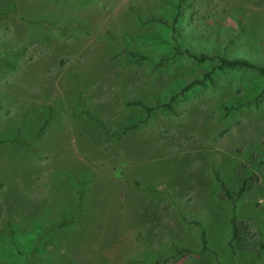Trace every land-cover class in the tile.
I'll list each match as a JSON object with an SVG mask.
<instances>
[{
  "label": "rangeland",
  "instance_id": "rangeland-1",
  "mask_svg": "<svg viewBox=\"0 0 264 264\" xmlns=\"http://www.w3.org/2000/svg\"><path fill=\"white\" fill-rule=\"evenodd\" d=\"M174 12L196 53L217 37L235 58L264 50V0H0V264H264V249L232 254L215 179L255 178L236 216L264 238V163L249 162L264 158V75L215 68L171 112L126 104L215 65L130 61L171 51L127 37ZM173 246L189 252L161 261Z\"/></svg>",
  "mask_w": 264,
  "mask_h": 264
},
{
  "label": "trees",
  "instance_id": "trees-1",
  "mask_svg": "<svg viewBox=\"0 0 264 264\" xmlns=\"http://www.w3.org/2000/svg\"><path fill=\"white\" fill-rule=\"evenodd\" d=\"M178 13H175L170 18H168L167 16L157 18L155 15L139 18V24H147L152 22L158 23L160 25L161 32L153 33L148 37L135 35L134 37L128 36L127 38L135 42L142 41L146 43V41H150L152 42V44L156 45L165 44L170 48L171 51L168 53H163L162 55L160 54L158 57H149L143 52L129 51L128 55L130 61L146 60L152 64L158 65L161 62L170 61L175 58L187 57L192 58L193 60L201 63L214 62L215 65H213L210 69H205L202 74V77H193L187 81L177 82L176 85L169 90L167 96H165L162 101L155 102L154 104H146L138 99H135L132 101H127V105L138 106L143 109L147 114L157 109L171 112L173 110V104L176 102L177 98L183 95L185 92L189 91L194 85L202 83L205 79H210L211 73L214 71L215 68H251L256 70L259 74L264 75V50L262 51L261 55L258 54V59L255 61H250L242 58H235L225 52L229 37H227L225 40H221L219 37L213 39L214 48L212 52L203 51L196 53L195 51H192L189 47L184 46L182 44L183 35L182 33H180L178 28V22L180 21V13ZM87 116L92 117L90 114H87ZM249 162L252 165L261 164L264 163V158H250ZM215 179L217 180L218 187L220 189L219 197L227 201L231 206V214L229 217L230 230L228 246L230 247L232 254H234L236 251H251L255 249L263 250L264 238H251L250 230L248 227L249 224L243 220L238 219L236 216L237 200L242 196L245 191L250 189L253 182L255 181V178H253L252 176L243 175L238 188L235 190H231L230 188H228L221 180L217 172H215ZM71 222V218H60L59 222L56 224H52V226H50L48 230L57 227H64ZM201 243L202 247L200 253L207 250V241L203 230L201 232ZM188 252L189 250L187 248L173 246L171 247L167 255L162 258L161 261L164 262L167 259L175 258ZM27 261L28 260H24L23 264H26ZM29 261H32V259Z\"/></svg>",
  "mask_w": 264,
  "mask_h": 264
}]
</instances>
